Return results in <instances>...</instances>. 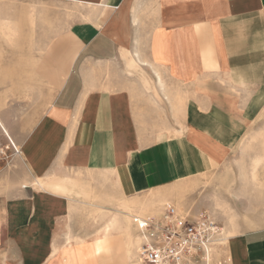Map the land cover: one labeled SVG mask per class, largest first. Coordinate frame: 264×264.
I'll return each mask as SVG.
<instances>
[{
    "label": "crops",
    "instance_id": "0c3cea01",
    "mask_svg": "<svg viewBox=\"0 0 264 264\" xmlns=\"http://www.w3.org/2000/svg\"><path fill=\"white\" fill-rule=\"evenodd\" d=\"M59 1L95 14L73 25L78 48L51 100L35 97L31 37L0 17V147L11 155L0 161V264H111L99 254L115 227L120 264H145L132 224L98 240L106 227L79 212L116 191L135 208L154 196L168 200L159 214L181 203L199 215L189 197L264 124V0ZM214 258L264 264V224Z\"/></svg>",
    "mask_w": 264,
    "mask_h": 264
},
{
    "label": "rangeland",
    "instance_id": "374dc122",
    "mask_svg": "<svg viewBox=\"0 0 264 264\" xmlns=\"http://www.w3.org/2000/svg\"><path fill=\"white\" fill-rule=\"evenodd\" d=\"M94 14V11L81 9L74 3L59 0H0V17L12 20L14 25L7 28L8 34L31 37L35 97L49 100L53 98L78 48L72 34L73 25L81 20L91 19ZM40 68H48V74L42 75ZM200 184L198 191L189 197L190 200L194 199L192 207L195 205V208H200L198 214L205 210L211 212L224 228V241L237 232L263 225L264 218L260 216L264 215V124L252 130L241 148ZM150 200L151 202L140 201L142 205L135 208V200L121 198L114 191L112 202L98 200L97 203H91L90 209L84 207L79 213L87 219H83L81 223L84 226L91 221L97 222V231L106 227L104 235L115 226L110 224L116 219H107V216L115 213L114 215H118L116 221L122 227L132 224L133 233L136 234L139 229L135 217L148 218L157 214L164 203L168 202L157 201L154 196ZM176 204L181 212L191 214L190 209L185 210L181 208V203ZM123 237L122 231L117 227L111 229L108 234L111 249L109 252L104 250L99 256L109 257L111 264L127 261ZM71 238L73 239L72 236ZM71 238L69 236V240ZM132 250L135 251V247ZM136 257L139 260L138 254ZM198 264H220V261L216 262L213 256L211 261L205 259Z\"/></svg>",
    "mask_w": 264,
    "mask_h": 264
},
{
    "label": "built area",
    "instance_id": "2783aa9c",
    "mask_svg": "<svg viewBox=\"0 0 264 264\" xmlns=\"http://www.w3.org/2000/svg\"><path fill=\"white\" fill-rule=\"evenodd\" d=\"M13 154L20 152L11 142ZM9 148L0 147V161L10 158ZM135 221L144 240L138 251L145 264H189L204 262L220 249L224 228L205 210L196 218L185 215L176 205L165 204L162 212Z\"/></svg>",
    "mask_w": 264,
    "mask_h": 264
},
{
    "label": "bare ground",
    "instance_id": "6f19581e",
    "mask_svg": "<svg viewBox=\"0 0 264 264\" xmlns=\"http://www.w3.org/2000/svg\"><path fill=\"white\" fill-rule=\"evenodd\" d=\"M121 213H123V212H121ZM182 213V212H181ZM211 213V212H210ZM159 214V213H158ZM183 214H185V215H189L190 216V213H183ZM136 218V217H135ZM141 218H143V217H141ZM116 220H114V221H112L111 223L112 224H110V225H114V224H116ZM119 225V224H118ZM141 234V233H140ZM105 235V234H104ZM104 235H101L100 237L98 236V240H101L102 238H103V236ZM106 236V235H105ZM230 236V235H229ZM232 236V235H231ZM141 237H142V242H143V240H144V238H143V236H142V234H141ZM129 243V242H128ZM67 249L69 250V256L70 257H72L73 258V260H75V258H76V252H75V250L73 249V246H72V244H71V242H69L68 243V247H67ZM67 256H68V254H66ZM207 260V259H206Z\"/></svg>",
    "mask_w": 264,
    "mask_h": 264
}]
</instances>
